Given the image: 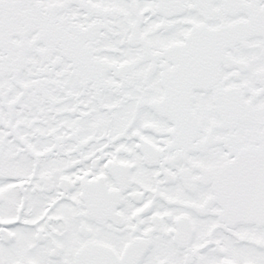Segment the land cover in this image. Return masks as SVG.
<instances>
[{"label": "snow or ice", "instance_id": "snow-or-ice-1", "mask_svg": "<svg viewBox=\"0 0 264 264\" xmlns=\"http://www.w3.org/2000/svg\"><path fill=\"white\" fill-rule=\"evenodd\" d=\"M0 264H264V0H0Z\"/></svg>", "mask_w": 264, "mask_h": 264}]
</instances>
